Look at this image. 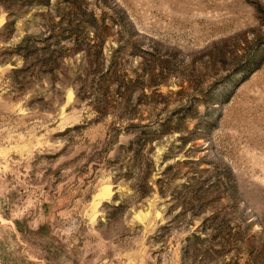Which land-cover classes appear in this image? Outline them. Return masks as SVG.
<instances>
[{
	"label": "rangeland",
	"instance_id": "rangeland-1",
	"mask_svg": "<svg viewBox=\"0 0 264 264\" xmlns=\"http://www.w3.org/2000/svg\"><path fill=\"white\" fill-rule=\"evenodd\" d=\"M0 264H264V0H0Z\"/></svg>",
	"mask_w": 264,
	"mask_h": 264
}]
</instances>
